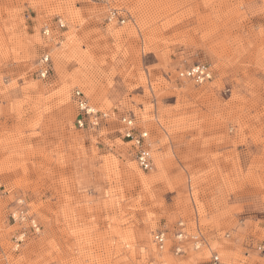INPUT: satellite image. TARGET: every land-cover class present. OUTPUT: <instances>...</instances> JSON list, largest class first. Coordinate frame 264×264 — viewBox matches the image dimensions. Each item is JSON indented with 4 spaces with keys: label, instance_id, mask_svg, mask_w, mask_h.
I'll return each mask as SVG.
<instances>
[{
    "label": "rangeland",
    "instance_id": "1",
    "mask_svg": "<svg viewBox=\"0 0 264 264\" xmlns=\"http://www.w3.org/2000/svg\"><path fill=\"white\" fill-rule=\"evenodd\" d=\"M197 63L210 83L178 78ZM78 90L107 120L79 129ZM180 221L207 245L176 256ZM261 242L264 0H0V264H264Z\"/></svg>",
    "mask_w": 264,
    "mask_h": 264
},
{
    "label": "built area",
    "instance_id": "2",
    "mask_svg": "<svg viewBox=\"0 0 264 264\" xmlns=\"http://www.w3.org/2000/svg\"><path fill=\"white\" fill-rule=\"evenodd\" d=\"M94 2L100 3L103 0H92ZM120 18L117 10H111L109 12L107 20L109 22L114 21L115 19ZM58 23L61 28L65 27L63 19L59 18ZM121 23L124 24L125 20L122 19ZM43 34L46 37H49L51 34V28L49 26L44 27ZM51 58L49 55H46L41 60V68L38 72V75L41 78H47L51 73ZM198 69V70H197ZM179 79L190 80L196 83L197 85H204L210 83L214 79V73L210 65L206 63H198L193 67H190L185 70H180L178 72ZM75 100L77 102V107L79 110V118L77 120V125L79 129H84L88 126H98L100 121L107 120V114H101L98 112H94L92 107L89 105V101L86 96L80 91L75 92ZM95 121L96 125L92 122ZM121 124L124 126L123 137L124 139L132 144L135 149V158L139 167L146 172L153 170V159L148 151V142L150 139L149 132L145 130H140L134 119L129 117H123L120 120ZM145 133L147 135H145ZM11 218L14 222L25 223L28 222L30 228L39 232L40 227L37 223L36 219L24 215L23 212H17L11 215ZM26 233H22L17 235L14 238L15 248L18 249L21 247L22 243L26 238ZM174 238L176 240V244L174 245V253L176 256L183 255L185 253L187 242L189 241L195 251H199L203 245H207V240L204 235L197 231L194 235H190L187 233V226L184 221L178 222L176 233H174ZM169 232L168 231H159L154 236V243L163 250L168 241H169ZM256 251L264 257V242H261L256 245ZM208 264H228L217 252L213 251L211 253V257Z\"/></svg>",
    "mask_w": 264,
    "mask_h": 264
},
{
    "label": "bare ground",
    "instance_id": "3",
    "mask_svg": "<svg viewBox=\"0 0 264 264\" xmlns=\"http://www.w3.org/2000/svg\"><path fill=\"white\" fill-rule=\"evenodd\" d=\"M102 12V11H101ZM198 64V63H197ZM40 79H42V80H45L44 78H41L40 77ZM87 98V97H86ZM76 104H77V102H76ZM89 105L92 107V109H93V111L96 113V112H99L98 110H95L94 109V107L90 104V102H89ZM77 109H78V107H77ZM79 111V110H78ZM92 122L94 123V125H96V122L95 121H93L92 120ZM150 140V139H149ZM154 163V162H153ZM155 167V165L153 164V168ZM24 206V201L23 200H20L19 202H18V206ZM19 207V209H17L14 213H12V214H15V213H17V212H23L24 213V215H27L28 216V210H27V208H26V206L25 207ZM23 233V232H22ZM22 233H20V234H22ZM188 233V232H187ZM189 234V233H188ZM202 248V247H201ZM201 250V249H200Z\"/></svg>",
    "mask_w": 264,
    "mask_h": 264
},
{
    "label": "snow or ice",
    "instance_id": "4",
    "mask_svg": "<svg viewBox=\"0 0 264 264\" xmlns=\"http://www.w3.org/2000/svg\"><path fill=\"white\" fill-rule=\"evenodd\" d=\"M198 70V69H197ZM145 135H147L146 133H145Z\"/></svg>",
    "mask_w": 264,
    "mask_h": 264
}]
</instances>
